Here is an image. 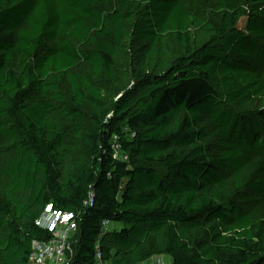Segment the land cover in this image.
Returning <instances> with one entry per match:
<instances>
[{
    "label": "trees",
    "instance_id": "obj_1",
    "mask_svg": "<svg viewBox=\"0 0 264 264\" xmlns=\"http://www.w3.org/2000/svg\"><path fill=\"white\" fill-rule=\"evenodd\" d=\"M47 206L69 264H264V0H0V264Z\"/></svg>",
    "mask_w": 264,
    "mask_h": 264
},
{
    "label": "built area",
    "instance_id": "obj_2",
    "mask_svg": "<svg viewBox=\"0 0 264 264\" xmlns=\"http://www.w3.org/2000/svg\"><path fill=\"white\" fill-rule=\"evenodd\" d=\"M113 158L121 162L128 160V156L121 150V145L116 137L112 144ZM110 223L103 222L104 230ZM35 226L50 233L47 241H34L28 264H69L68 252L70 251L69 239L77 228L76 217L72 212L52 210L47 206L41 216L35 221ZM96 264H106L101 260L99 252L96 253ZM139 264H173L169 257L154 256Z\"/></svg>",
    "mask_w": 264,
    "mask_h": 264
},
{
    "label": "rangeland",
    "instance_id": "obj_3",
    "mask_svg": "<svg viewBox=\"0 0 264 264\" xmlns=\"http://www.w3.org/2000/svg\"><path fill=\"white\" fill-rule=\"evenodd\" d=\"M178 50H179V47L176 45V43L170 37L165 38V41L163 44V52H164L165 57L170 56V55L172 56L173 54L177 53ZM122 60L127 61V58L123 57ZM123 63H124V61H123ZM107 100L109 103H111V98L108 97ZM112 225L113 226H111V224H109L107 229H110V227H113V228L119 230L121 227L119 224H112Z\"/></svg>",
    "mask_w": 264,
    "mask_h": 264
},
{
    "label": "crops",
    "instance_id": "obj_4",
    "mask_svg": "<svg viewBox=\"0 0 264 264\" xmlns=\"http://www.w3.org/2000/svg\"><path fill=\"white\" fill-rule=\"evenodd\" d=\"M111 226H113V225L111 224ZM121 227H122V226H121ZM121 227H120V228H121ZM110 229H112V230H113V229H115V228H113V227H110ZM110 229H109V230H110Z\"/></svg>",
    "mask_w": 264,
    "mask_h": 264
}]
</instances>
